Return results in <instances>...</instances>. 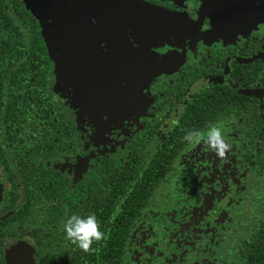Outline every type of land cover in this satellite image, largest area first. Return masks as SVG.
<instances>
[{
	"label": "flooded vegetation",
	"instance_id": "af4514ba",
	"mask_svg": "<svg viewBox=\"0 0 264 264\" xmlns=\"http://www.w3.org/2000/svg\"><path fill=\"white\" fill-rule=\"evenodd\" d=\"M0 185V264H264V0H0Z\"/></svg>",
	"mask_w": 264,
	"mask_h": 264
},
{
	"label": "clouds",
	"instance_id": "9594fccd",
	"mask_svg": "<svg viewBox=\"0 0 264 264\" xmlns=\"http://www.w3.org/2000/svg\"><path fill=\"white\" fill-rule=\"evenodd\" d=\"M199 136L200 133L189 131L185 133L183 140L193 143ZM203 147L206 151L213 152L218 157H224L225 152L230 149V145L224 139L221 129L215 125L207 129L203 138ZM61 227L66 238L85 251L88 250L94 240L99 241L103 237V233L98 229L94 214L83 217L72 214L64 220Z\"/></svg>",
	"mask_w": 264,
	"mask_h": 264
},
{
	"label": "water",
	"instance_id": "95a60500",
	"mask_svg": "<svg viewBox=\"0 0 264 264\" xmlns=\"http://www.w3.org/2000/svg\"><path fill=\"white\" fill-rule=\"evenodd\" d=\"M2 200V189H1V185H0V202Z\"/></svg>",
	"mask_w": 264,
	"mask_h": 264
}]
</instances>
